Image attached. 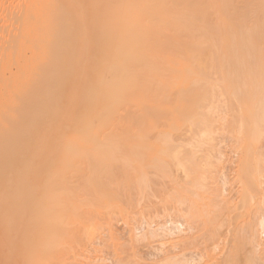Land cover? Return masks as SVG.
Masks as SVG:
<instances>
[{
	"label": "rangeland",
	"instance_id": "374dc122",
	"mask_svg": "<svg viewBox=\"0 0 264 264\" xmlns=\"http://www.w3.org/2000/svg\"><path fill=\"white\" fill-rule=\"evenodd\" d=\"M233 1H234V7L231 11L225 13L218 12L215 15L214 20H211V22L207 21L206 23L207 24L209 23L208 26L214 24V30L217 34V46L219 48L220 56L222 60L228 63V61H230V58L233 59L232 63L231 61L229 64L226 63L227 67H225L226 68L225 71H228V69L231 68L233 72L238 71L237 73L240 74L248 73V72L252 73L253 71L258 72L259 65L257 66V64L254 63L253 60L260 59V57H262L264 54V0H233ZM24 2L25 0H0V161L1 162H3L2 160L5 159L4 158L5 156L15 155L16 157H18L21 155L22 152H23L22 154L24 153L30 154L31 152H33L32 149H34L32 146H35L37 142L39 144L49 143V140L45 139L44 128L40 127V125H42L43 122L40 119V116L37 115L36 113L38 112L37 109L35 112V108H36L35 103L40 98L42 90H40V92L34 90L35 88H33L34 86L31 84V87L33 88L34 91L31 92V94L28 95L27 97L26 96L27 91L25 87L28 85V82L30 81L23 79V77L26 76L25 75L26 73L25 71H21V67L25 66V65L23 66L22 64H26L25 62L27 61L28 63L34 61L33 63H35L37 59V58L36 59L33 58L34 60L33 59L30 60V58H32V56L35 55L36 53H34L35 49H32L30 53L31 54L33 53V55H30L28 53L29 50L27 49V44H28V48L31 49L32 46L33 48L36 47L38 43V40L37 43L36 41L33 40L34 36H32V39L27 37L29 38V40H31L30 45L34 43L36 44L31 45L30 48L28 43L29 41L27 39L28 42H26L25 43L26 45H24L26 46L25 47L26 49L22 47L23 46L22 35L24 32L23 29L24 27L22 22L24 21L23 17L27 18L25 14L27 13L26 10L28 8L26 7L27 3L25 5ZM27 2L29 3L28 0ZM33 12L31 11L30 13ZM223 16H227L228 18H230V21L224 22L222 19ZM29 18H31V21L33 20V22H30L31 25H33L32 27H36V29L39 30L37 28V25L34 23L35 17H32L30 15ZM24 23L26 25V21ZM67 24H68L67 19H63L62 25L59 27V30L63 28V34L60 35L61 37L58 36L59 38H61L58 41L60 47L56 45L57 40L55 39L52 40V43L54 44L56 43L55 45L57 47L54 48V44H51V49L48 54V56L51 59H56V60L58 59L59 62L65 60L67 56L66 51H68L69 49V48L67 49L66 47L70 45V43L68 42L70 40L69 39L70 29L68 28ZM26 28L27 27L25 26V29ZM36 29L34 28L35 31H32L31 29L33 35L35 34L37 35V33L39 32L37 31L36 33ZM52 30H54V28H52ZM50 31L48 32L50 33ZM30 34L31 33H28V36ZM36 37H34L35 40L37 39ZM204 37L205 35L201 34L200 40L202 42L201 44H199L201 50L209 49V44L204 41L205 40ZM121 44L122 43L117 42L114 44V46L116 47L118 46L117 48H120ZM165 45H167V43ZM121 46L123 47V45ZM145 46H143V48ZM148 46L149 44H147V47L145 48L147 49ZM169 46L171 45L168 44V48ZM163 47L166 48V46ZM57 49H59V51L56 53ZM26 53L31 57L27 55L28 56L27 58L22 59L23 57L26 56L25 55ZM56 54L58 55L56 56ZM21 55H25V56H21ZM167 57L169 58V61L167 58H165V56L161 57V59L160 57L158 58L161 60L162 63H160V61L155 59L157 61L156 63H153L154 66L157 65L155 66L157 68L158 65L163 66V64H166L165 65L166 67L168 64L171 65L170 63L172 62L170 60L173 61V59H170L169 56ZM182 58L183 56L181 57V59ZM221 58L219 61V65H222V63L226 65L225 62L221 60ZM126 59L130 60L131 58L127 57ZM126 59L122 58L123 61H125ZM166 59L167 61H165ZM21 60H24L23 63ZM155 60L153 59V62ZM125 62L126 64L129 63L128 60H126ZM178 65L179 64L177 65L173 64L171 66L177 67ZM171 66H169V68ZM61 67H63V65L62 66L60 65L58 68ZM176 67L173 68L171 67V69L167 67L171 71L168 73H166V71L169 70L165 71L163 70L165 69L164 67H160L161 69L163 68L162 71L168 74L167 76H165L166 74L164 73L165 74L164 75L162 73L165 76V80L168 79L166 77L169 76V73L172 74V78L171 75L169 78L170 81L169 80L163 81L161 79L163 76H160V73L158 74L156 71L159 70V68L155 70L158 76L155 77V75L157 74L154 73L152 74L154 76L150 77L153 78L152 80L153 85L150 82L152 87L150 86L149 88L151 89L148 90L152 92L154 91L153 98H156L157 101L160 100V99L158 100V97L161 98L163 96L162 100L164 101L161 100L163 105L162 106L163 112H162V107L161 106H160L161 108L159 107L160 103L158 104V102H156L152 98V95L149 94L150 95L149 97L148 90H146V92L148 91L147 94L146 92L144 93V95L142 94V99H145V101L147 100V102H150L152 101V99L155 101V102L153 101L150 102L151 105H148L147 107L145 105L146 108L143 107L145 108L144 109L145 112L147 111L146 109L149 106L152 107V108L149 107L148 109L150 110L147 111L146 113L147 114L149 112H151L152 114L154 113L153 114L154 118L149 113L151 117L155 119L153 120L151 118L152 121L150 122L153 123L146 122L143 116H140L142 115L140 114L142 113V110L140 111L139 109H137L136 101L134 102L135 104H132L134 98L131 97L132 96L131 93L128 94L129 93L128 92L126 94L123 92L121 94L119 93L121 91H119L118 93L121 95H117V96L115 95L114 98L116 100L115 102L111 103L115 107L113 106V108H111L112 106H110L111 109H109V105L108 107L105 106L106 109L111 111V114L109 113V111H107L110 114V117H112L110 118V121L106 119L107 123L104 121L106 124L104 122L102 124H98V122L94 121L95 123L92 122V124L90 125L91 128H94L93 131L96 130L95 128L98 127L97 125H102L99 126L100 129L99 128L98 129L100 131L97 130V134H100L101 132L103 135L100 134L99 137V135L95 136L92 134L91 138L89 137L90 138L89 140L81 139V141H78L77 143L75 142L73 144L74 146L78 145L79 147L77 146L78 148H75V152L73 153L76 154H74L73 157L72 156L70 157L71 162L68 163L70 164L72 163V165H74L75 168L80 166V169L78 168V172H75V174L72 175L74 172L72 173L71 169H69L71 166L69 165L68 169L71 172L69 173V170H66L68 174L72 173L71 174L72 176L67 175L68 178L70 177L71 180V181L68 180L69 183L71 184L74 182L76 184L79 183L81 184L79 185L80 187H84V185L86 186L88 185V187L85 188V190H88L90 193H94V189L101 186L104 187L106 185L110 186L109 189L117 185L132 186V187L125 186V190H123V193L118 197L119 198L118 200L126 206L127 212L125 211L115 212L113 214L112 222L114 229H112L113 230L112 233L109 229H107L106 226L107 224H104L105 223L104 219L106 216L105 212L109 210L108 207L111 209L110 206L111 204L114 203V205L112 206H114L113 209L115 208L116 205L115 201L117 198L115 199V197L113 198V196L112 197L109 196L111 199L108 196L106 197V201H108L110 206L109 204H105V201L103 202L95 201V203L93 204L89 202L91 205L87 203L82 208H79L83 205V203L80 202L82 205H80L79 203L77 208L83 209L82 212L83 215L81 214L79 215V212H81L82 210L77 211L78 214L76 213V211L72 209L71 212L74 211L76 215H78V217L82 216L81 218H78L77 216L75 217V213H73L75 219L78 218L80 219L81 222L78 219H76L78 224L76 225L72 224V226H70L71 223L69 222L71 221L70 219L73 216L68 219L69 221H67V219L65 218L67 217V215L62 214L60 216V218L62 217L61 218L62 220L57 218L60 220L59 222L57 221L60 224L59 226L57 225L56 227V229L57 228L58 229L57 230L55 229L53 231H48L47 229H45V227H47L48 224L51 225L52 223H50L48 219H47L48 224L45 223L46 218L44 220V218L39 216L37 217L27 216L28 222L29 223L30 221L32 222L30 223V225L27 223V220H25L26 222H22L21 220L18 219L20 223H18L19 222L18 220H15V222L18 221L15 223V225L13 220L11 221L9 220L10 223L13 224L12 225L13 232L12 231L11 232L14 238L13 237L12 238L15 239V241H18L17 243L18 245L16 244L15 246H19L17 248L14 245L13 248L11 247V251L12 249L14 251L12 253H15V255L10 254L11 262H13V264H145V263L153 264L156 263V259L158 257L163 255H166V259L167 258L169 259L171 256H173V258L176 256V260L175 258L173 259V261L169 259V262H167L168 259L167 261H165L163 259L165 257L163 256V258H160L162 259L161 263L159 259H157V261H159L160 264L163 263L172 264L173 262L175 264V262L178 261H179L178 264L179 263L263 264L262 261L264 262V257L263 259L262 258L258 259L259 256H262L260 254L264 253V251L263 253L262 251L259 252V250H262L263 246L262 247L259 246L258 248L257 246L254 247L253 245H255V243L258 244V242L261 241L259 236L262 229L259 228L260 226L257 224L258 219L256 222L257 217L256 215H254V213L256 210H257L256 213H258V211L261 212V210H264L263 209L264 206L262 205L264 203V199L263 201L261 198H258L259 200L252 199L249 202H242L241 197L239 198L240 196L239 185H241V182L239 183V179H238L239 174H237L236 172H238V170L240 172L239 164L241 162L239 161L241 159L240 157L241 155L238 156L240 154L239 151L236 148H234L232 145L228 144V141L221 143V145L219 146H217L218 144L215 145V143L219 142L218 139L220 138L219 134L221 133V131L218 134L217 132L219 131L217 130L216 133L215 132L213 133L214 135L213 134L211 135L210 138L211 139L213 138L212 140H210L209 138L207 139L209 140V142L205 140L206 142L203 141V143L205 144L199 142V145L197 144V142L200 141V138H198L197 142L195 141V139H192L193 138L192 135L193 134L195 135L196 133L195 131L197 129V128L195 129L194 131L195 133H194L193 132L194 125H191L193 127L191 128L192 129L191 132L187 133L188 131H190L189 130L190 123L188 124V121H190L191 116H194L191 110L192 103H195L193 105V109L196 110L194 106L195 107L197 106L198 100L196 101V99L197 97L199 99V96H197L198 92L192 90L191 92L189 91L190 94L189 92H187L189 95L188 97V95L187 96L184 95L186 94V92L184 91L187 90V86L189 85V83L195 80L197 76L194 72H192L191 75L190 71L193 70H191L190 64L186 67L188 71L190 70L189 72L187 70H184V68L182 70L181 68L178 67L176 68ZM176 70L180 72H176ZM21 72H23L25 76ZM185 72L190 74L188 75ZM127 73H128L127 77L132 78L130 75V71ZM180 73L181 74L185 73L184 75L183 74L181 75V77L183 76L181 80L179 76ZM143 75H146V73L145 74L142 73L141 75V72H139L138 77L139 76L142 77ZM140 77H139V82L140 79L142 81V78ZM21 80H24L25 85L22 84L23 81ZM25 80L27 81V83ZM143 80L145 82L146 78ZM161 80L165 82L164 84L166 85L159 84V81L161 82ZM144 82L139 83L141 85L139 86L140 90H137L138 93L139 91L143 93L144 89H146L144 88L146 84L145 86L143 85ZM142 86L143 88H141ZM164 86L166 88H163ZM157 87L159 88L160 91L163 88L161 91L162 95L161 94L154 95V93L157 94L159 91L157 90ZM180 88L183 89L181 90ZM47 90L51 91L52 87H48ZM138 93L137 95L140 96L141 93L140 94ZM91 94H93L92 90H91ZM114 94L117 93L115 92ZM122 95L123 96L127 95L126 97L124 96L125 97L124 100L120 99ZM128 95H130L129 98L131 97L130 99L132 100V103L126 99ZM180 95H183V97ZM185 96L186 99L183 101V104L186 105L190 103L191 106L190 105L186 106V109H184V113L182 114L183 115L182 116L181 115L182 111L180 110L181 108L180 105L182 103H180L179 108L176 107L177 109L174 108L175 106L172 105V103L178 105L181 97L185 98ZM53 97L50 100H48L49 108L54 106L55 104L54 103L55 99ZM187 97L189 98V100H187ZM119 100H121V103L119 102ZM180 101H182V99ZM129 103L132 105H129ZM154 103H156L158 107L156 106V104L155 106H153ZM165 104L167 105L168 109L170 108L171 105L174 109L173 112L178 109L180 110V111L178 110L179 112H181L180 114L178 111L177 112L175 111L176 113L174 114L169 110L171 112L172 118L173 119L175 118L174 120L175 122L173 121V119L170 120L168 118L169 116L163 118L165 114L167 115V113L164 112L167 110L166 107H165L166 109L164 108ZM127 105H129L128 109L131 107L130 108L131 110H127L126 108ZM123 106H125L124 109H126L127 111L123 110ZM187 107H191V108L187 109ZM116 108L117 109L120 108L121 110L119 109L117 111ZM138 108L140 107L138 106ZM159 109H161V113H159L160 111ZM32 111L35 112L36 116L35 115L33 116L34 113H32ZM119 111H123L121 112L122 114L123 113L127 114V115L123 114L124 116H126L125 118L124 116H122L124 118V121L122 118L120 119L122 114ZM107 112L105 113L107 114L106 116L108 118L109 116ZM187 112H192V115L190 116L191 113L188 114ZM119 113L121 114L120 116ZM186 113L189 116L184 115ZM128 114L130 116L129 119L127 118ZM172 114L176 116L174 117ZM30 115H32L33 118H30L31 117ZM46 115L49 116V113L47 112ZM115 115L119 116V119L117 116L118 120L115 119L116 118ZM161 115L163 119L162 118L160 119ZM38 116L39 119L41 120L40 122L39 119H37ZM131 116L138 117V119L135 117L137 121H135V118H132ZM139 116L141 119L139 118ZM184 117L185 118L190 117L189 119H187L188 120L187 123ZM126 118L128 120L134 119V121L131 120V122H129L126 120ZM183 118L185 119V121L183 120ZM161 120L163 121L160 122ZM168 120H170L173 124H171L170 121L169 123ZM164 121L168 123L165 124ZM26 123H28V125ZM104 129L105 132L103 133L102 131H104ZM129 129L130 130L133 129V131H131L130 133ZM127 130L128 132H126ZM156 130H157L156 135H154ZM160 130L161 131L164 130L162 135L157 134ZM112 131H114V133H112ZM106 132H108L107 133L108 135L106 134ZM94 134H96V131L94 132ZM129 135H131L132 137ZM93 136L95 137L93 138ZM196 136L197 134L195 135V137ZM63 139L65 138L63 137ZM191 139L193 141H191ZM217 140L218 142H216ZM64 144H67V140L64 141ZM213 145L216 146L214 147L215 151L214 149H212ZM206 148L207 149L211 148L208 150L213 151V153L211 151L210 153H208L210 157L205 156L207 155V152H209ZM219 150L220 151L224 150V151H222L223 152L222 153ZM236 151H238L237 152L238 154L236 153ZM75 160L77 166L74 163ZM78 163L80 165H78ZM1 165L0 168L4 166ZM75 183L74 185L71 186L77 187ZM139 185H147L144 193L142 192L140 193L139 189L135 187V186L139 187ZM177 185H189L190 187H192L191 191H194L195 195H193V193H189V191H187L188 193L186 192L183 193L179 191V186ZM193 185L199 187L196 189V187H194ZM200 185L201 187H203L201 188L202 190L200 189ZM133 186L137 188L138 191ZM127 188H129V190H127ZM176 188L178 190H176ZM106 190H104L105 193L109 191ZM130 190H132V192ZM200 194L201 196H198ZM200 197H201V201H200ZM113 199H115L114 202ZM233 199H235V201ZM196 200H198L199 202ZM230 200H233L234 203L237 202V200H239V203L237 202L236 205V203L235 204L233 202L231 203ZM111 201L113 203H111ZM257 201L259 202V204ZM73 202H75L73 204H76V202L78 201H73ZM242 203H245V205ZM232 205L233 207L235 205L236 210L234 209L235 207L234 208L231 207ZM199 207H200L199 209L200 213L199 212L197 213L198 209L196 208ZM260 207H262V209ZM201 210L203 211V215L201 214L202 213ZM204 213L205 214L208 213L207 214L208 216L207 215L204 216ZM212 217L214 218V220L212 219ZM22 218L26 219V216L21 217V219ZM81 219H83L84 223ZM76 221L73 222L71 221V222L75 223ZM247 221L250 224H245L248 223ZM66 222H68L69 224H67ZM79 222L81 226H79ZM19 224L20 227H22V225H25L26 227V224H28L29 228L32 225V227L34 228L33 233L28 227H26L28 228L26 229L23 226L25 230H22L24 228L22 229L15 228L18 227ZM90 224L94 226L93 229L92 227H90L91 226ZM248 225H250V227L251 226L255 227L258 225V227H255L257 230L256 231L254 229L251 230L250 227L247 228ZM15 229L18 230V233H21L19 232V230H21L22 233L26 232L27 236L22 233L21 234L16 233ZM168 229L172 232L170 233ZM29 231H31L32 235L29 233ZM153 231L156 235L158 233L157 237L156 235L155 236L151 235ZM173 231L174 232L176 231V233L174 234ZM250 231L255 233L252 234ZM16 234L18 235L15 236ZM149 234L151 235V237H149L150 236ZM20 235L22 236L20 237ZM10 236L11 234L8 237L9 239ZM251 236H253L254 238L253 240H255V242H252L253 240ZM13 239L11 240L14 241ZM23 241L26 243L23 244ZM183 248L185 249L183 250ZM254 248L258 249V251L256 250L257 252H255ZM256 254L259 256H257ZM167 255L168 256L171 255V256L167 257Z\"/></svg>",
	"mask_w": 264,
	"mask_h": 264
},
{
	"label": "bare ground",
	"instance_id": "6f19581e",
	"mask_svg": "<svg viewBox=\"0 0 264 264\" xmlns=\"http://www.w3.org/2000/svg\"><path fill=\"white\" fill-rule=\"evenodd\" d=\"M28 1L29 3L27 2V0H25L24 2L25 5L27 3L26 5V7H28L27 10L30 11L26 10L27 13L25 14V16H27V18L23 17L24 21L22 22V24L24 27L23 28L24 32L22 37L24 39L22 38L23 46L22 45L21 46L25 48L26 47L24 46L26 45L25 43L29 41L28 43L30 47L31 45H35L38 40L37 46L34 48L32 46V48L30 47L31 49H29L27 44V49L29 50L28 53L30 55H33V53L31 54L30 52L32 51V49H35L34 53H36L37 56L35 54L32 56V58H30L31 56L28 55L27 53L25 54L26 56L25 55H21V56H25L22 59L27 58L28 56H30L29 57L30 60H32L33 58L35 59L37 58V59L35 63H33L34 61L33 62L31 61L32 63L29 61L31 63L30 64L27 61L25 62L26 64H22L23 66L25 65L24 66L25 68L21 67V71H25L26 76L24 75L23 72L21 73H23V75L25 76V77L22 76L23 79L30 81L28 82V85L26 84L27 85L26 87L24 86L27 91L26 93L27 97L34 90L39 92L40 90H42L43 92V93L41 92V95L42 94L43 95L42 96L40 95V98L35 103L36 108L35 107L34 108H35V112L37 109L38 112L36 113L37 115L40 116V119L43 122L42 125H40V127L44 128L45 139L49 140V143L39 144L37 142L35 146H32L34 148L32 149L33 152L31 153L28 152L30 154L27 153L22 154L23 153L22 152L21 155L18 157H16L15 155L13 156L9 155L4 157L5 159L2 160L3 162L0 161L1 162L0 165L1 164H2L1 166L4 165L3 166L4 168L3 167L0 168V264H13V262H11L10 254L15 255V253H12L14 251L13 249L11 251V247L13 248V245L15 246L18 243V241H15V239H13L14 238L12 234L13 224L10 223L11 220L14 221V225L19 220H21L22 222H26L25 220H27V223L30 225V223L32 222L31 221L30 223L28 222L27 216H31V217L39 216L44 218V220L46 218L45 223H47L48 220L50 223H52L51 225L47 223L48 226L45 227V229H47L48 231H53L56 229L57 225L58 226L60 225L58 222L62 220L61 219L62 217L60 218L62 214L67 215V217L65 218L67 219V221H69L68 219L70 217L72 216L74 217L73 214L75 213L74 211H76V213L78 214L77 211L82 210L81 212H79V215L80 214L83 215L82 214L83 209H79V208H82L87 203L91 205L90 203L93 204L95 203V201H101V202L105 201V204H109L108 201H106V197L113 196V198L114 197L115 199L117 198L115 201L116 204L115 208L113 209L114 206H112L114 205L113 202L115 200L113 199V202L111 201V203L113 204H111V206L109 204L111 209L108 207L109 210L105 212L106 216L104 219L105 220L104 224H107L106 225L107 229H109L112 233L113 231L112 229H114L112 222L113 214L115 212H124V211L127 212L126 206L118 200L119 199L118 197L123 193V190H125L126 185L113 186L111 187L112 189L111 188L109 189L110 186L108 185L104 186L109 191L106 190L103 186L98 187L97 185L98 188L94 189V193H90L88 190H85V188H87L88 185L87 186L84 185V187H80L79 185L81 184L79 183L76 184L74 180L73 182L77 185V187L71 186L74 185V183L72 184L69 183L68 180H70V177L68 178V176L71 175L73 172L74 173L72 175H74L75 172H78V168L80 169V166L75 168L74 165H72V163L71 164L68 163L71 162L70 157L71 156L73 157V155L76 154L73 153L75 152V148L79 147L78 145L74 146L73 144L75 142L77 143L78 141H81V139L89 140L92 134L95 136L99 135L100 137V134L102 133L100 132V134H97V130L100 131L99 126L102 125H97L98 127L95 128L96 130L94 131H93L94 128H91L90 125L92 124V122L95 123L94 121L98 122V124H102L104 121L106 122V119L110 121V118H112L110 117L111 111L106 109L105 106L108 107L109 105V109L113 108L114 105L111 103L115 102L116 100L114 98L115 95L116 96L121 95L123 92L126 94L128 92H129L128 94L131 93L132 95L131 97L134 98L133 103L132 100L130 99L131 97L129 98L130 95H128L126 99L129 100V102H131L132 104H135L134 102L136 101L137 109H139L140 111L142 110V113L139 112L140 114H142L140 116H143L146 122L153 123L150 121H152V119L154 118L153 117L154 113L152 114L151 112H149L153 118L149 113L148 114L146 113L147 111L150 110L148 108L149 107L152 108V107L149 106L146 109L147 110L146 112L144 109L148 105H151L150 102L152 101L153 102L156 101L158 102V104L160 103L161 105L159 104V107L160 106L162 107L163 106L162 101L164 100H162L163 96L161 98L157 96L158 100L160 99L159 101H157L156 98H153L154 91L152 92L148 90L151 89L149 87L150 86L152 87L153 85L152 83L153 78L150 77H153L154 75L152 74L154 73L155 74L160 73V76L164 77V78L160 77L163 81L166 80L170 81L169 78L170 75L172 78V74L169 73V76L166 77L168 79L166 80H165V76L168 75L166 73L171 72L169 70L171 69V67L172 68L176 67V66H171L173 64L174 65L179 64L177 66L178 68H181L182 70L184 68V70L187 71L188 69L186 67L190 64L191 70H193V71L189 70L191 72V75L192 72H194L197 76L195 80L189 83V85L187 86V90L186 91L183 90L184 92H186V94H184L183 92V94L186 96L188 95L187 92L189 91L191 92L192 90L198 92L199 94V95L197 94V96H199V99L198 97L196 99V101L198 100L197 106L196 107L194 106L196 110L193 109V105L195 103H192L191 110L194 116H191L192 112H187L188 114L191 113L190 114L191 118L189 117L190 121L187 120L189 119L188 117L187 118L184 117L186 119V123L187 121L188 124L190 123L189 124L190 131L187 130L188 131L187 133L191 132L192 130L191 128H193L191 125H194L193 132L197 128L195 131L196 133L194 132L195 135L197 134L196 136L197 138L195 137L194 134L192 135L193 138L192 137L191 138L195 139L196 142L198 141V138H200V141L197 142V144L199 145V142L203 143V141L205 140L209 142V140L207 139H209L214 132L216 133L217 130L219 131L217 132L218 134L221 131V133L219 134L220 138L219 137H218L219 139L217 138L219 142L217 140L216 142L218 143H215V145L218 144L217 146H219L221 145V143L228 141V144L232 145L234 148H236L239 151L240 154L238 156L241 155L240 156L241 159L239 161L241 162L239 164L240 167L238 166L240 168V172L239 170H238L239 173L236 172L237 174H239V178L238 177L236 178L239 179V183L241 182V185L238 184L240 186L239 188L240 190L237 188L240 191L239 198L241 197L242 202H249L252 199H258V198H261L263 201L264 199V54L262 57H260V59L253 60L254 63L257 64V66L259 65L258 72L253 71L252 73L248 72V73L240 74L237 73L238 71L233 72L231 68L228 69V71H225L226 70L225 67H227V64H229L230 61L232 63L233 59L230 58V61H228V63L222 60L220 56L219 48L217 46V34L214 30V24L208 26L209 23L208 24L206 23L207 21L211 22V20H214L215 15L218 12L225 13L231 11L234 7L233 0H28ZM33 10L35 13L33 12ZM31 11L33 13H30ZM30 15L32 17H35L34 23L37 25V28L39 30H37L36 27H32L33 25H31L30 22H33V20L31 21V18H29ZM63 19H67L68 22L67 25L68 28L70 29V33L68 32L70 36L69 35L68 36L71 41L70 40L68 41L70 45H68L69 44L68 43L67 45L69 47L68 46L66 47L67 49L68 48L69 49L68 51H66L67 56L65 60L59 62L58 59L57 60L51 59L48 56V54L51 49V44H54L52 43V40L54 39L57 40L56 42L57 44L56 43L55 44L59 46L58 41L61 38H59L58 36L63 34V28L59 30V27L62 25ZM222 19L224 22L230 21V18H228L227 16H223ZM25 21H26V25L24 23ZM24 25L27 27L26 29ZM34 28L36 29V33L37 31H39L37 35L34 33L38 37L33 35V32H31V29L32 31H35ZM52 28H54V30H52ZM25 30H27L28 32ZM48 31H50V33H52L53 31V33L50 34ZM24 33L27 35H25ZM28 33H31L30 34L31 37L30 35L28 36ZM201 34L205 35L204 41L209 44V49L207 50H201V47H199V44H201L202 42L200 40ZM32 36L36 37L37 39L35 40V38L33 37V40L36 41V43L30 45L31 40H29V38L32 39ZM117 42L122 43L121 45H123V47L120 45L121 49L117 48L118 46L117 47L114 46V44ZM166 43L167 45H165ZM55 44H54V48L57 47ZM147 44H149L147 48L148 50L145 48L147 47ZM168 44L171 45L172 47L169 46L168 48ZM143 46H145L144 48L146 50L143 48ZM163 46H166V48ZM58 51L59 49L56 50V53ZM57 55L58 54H56V56ZM126 56L131 59L130 60L126 59L127 58ZM163 56H165V58H167L168 61L169 58L167 56H169L170 59H173V61L170 60L172 63L169 62L171 65L168 64L171 67L169 68V66L167 65V67L169 68L168 69L165 66L166 64H163V66L158 65L157 68H159V70H156L157 68L155 66L157 65L154 66L153 63H156L157 60L160 61V63H162L160 59ZM182 56L183 58L181 59ZM159 57L160 59H158ZM122 58L128 60L129 63L126 64L125 62L126 60L123 61ZM220 58L223 62H225V64L226 63L227 64L224 65V63H222V65L224 66L219 65ZM153 59L154 60L157 59V60L153 62ZM167 59L165 61H167ZM184 59L186 62L187 61L188 62L186 63ZM21 61L23 63L24 60ZM60 65L61 66L63 65V67L58 68ZM159 66L164 68L166 67L167 69L166 68L165 69L162 68V69L165 71L166 70L169 71H166L165 73L164 71H162V69ZM155 70L157 71V73L155 72ZM129 71L132 78L127 77L128 74L127 72ZM180 71L176 70V72H180ZM139 72H141V75L142 73L143 74L146 73V75H143L144 78L143 76L142 77L139 76L140 78H142V81L140 79V82L138 77ZM162 73L163 74L165 73L166 75L164 74L165 75L164 76ZM158 74L155 75V77L158 76ZM182 74L181 73L180 75L178 74L180 76V80L183 77V76L181 77ZM145 78L146 80L144 82L143 79ZM162 80L161 82L159 81V84L166 85L164 84L165 82H163ZM21 81H23L22 84L25 85L24 80ZM141 82H144L143 83L144 86L146 84V86L144 87L146 89H144L143 93H141L140 91L138 93L137 90H140L139 86L141 84L139 83ZM150 82L152 85L150 84ZM31 84L34 86L33 87L35 88L34 90L31 87ZM48 87H52V90L48 91L47 90ZM158 87L157 90H159ZM141 88H143V86ZM163 88L166 87L164 86ZM91 90L93 94H91ZM146 90L152 92L149 93L147 91L148 95L149 94L152 95V98L155 101L152 99V101L147 102V100L145 101V99H142V94L144 95ZM161 91L159 90L158 93L157 94L154 93V95L161 94ZM115 92L117 94H114ZM118 92L121 94H119ZM137 93L138 94L141 93V95L139 96L137 95ZM124 96L122 95L120 99L124 100L127 95L125 97ZM180 96L183 97V95ZM186 96L185 98L181 97L182 101H180L181 99L179 97L180 100L178 105L172 103V105L175 106L174 108L176 107L179 108L180 103L183 104V101L186 99ZM52 97L55 99L54 102L55 104L54 106L49 108L48 100H50ZM188 97L187 100H189ZM119 102L121 103V100H119ZM132 104L129 103V105ZM155 104L156 103H154L153 106H155ZM182 104L180 105L181 106L180 110L182 111V113L179 112L180 111L179 109H178L179 111L175 110L176 112L178 111L179 114L181 113V115L184 113V109H186V106L190 105V103L186 105L183 104V106ZM129 105H127L126 107L127 110H131L130 109L131 107L128 109ZM110 106L112 107L110 108ZM138 106L140 108H138ZM165 107L167 108L166 104L164 108ZM124 108L125 106H123V110H126ZM188 108L190 109L191 107H187V109ZM119 109H117V111ZM159 110H160L159 113H161V109ZM167 110L168 111L170 110L174 114L176 113L175 111L173 112L174 109L171 105L169 109L167 108ZM167 110L164 111L167 113V115L165 114L166 116L164 115L163 118L169 116L168 118L172 120L173 118L171 116V112L169 111L168 114ZM107 111H109L110 114ZM35 112L32 111V113H34L33 116L35 115ZM47 112L49 113V116L46 115ZM105 112L108 113L109 116L108 118ZM119 112L121 113L123 111H119ZM162 112H163V107H162ZM120 113L119 116L122 114ZM187 113L184 115H188ZM123 114L121 115L120 119L122 118L124 121V118L126 117L124 115L127 114L124 115ZM174 114L172 115L174 116ZM30 116H31L30 118H33L32 115ZM39 116L37 117V119H39ZM117 116L115 118L116 120L119 119V116L118 119ZM122 116H124V118ZM133 116L131 117L132 118L136 117ZM129 117L130 116L128 114L127 118L129 119ZM127 118L126 120L131 122L132 119L130 118L131 120H128ZM136 118L138 119V117ZM136 118L135 121H137ZM161 118L162 115L160 119ZM184 118L183 120L185 121ZM40 119L39 122L41 121ZM170 120H168V122ZM174 120L175 118L173 119V121ZM132 121H134V119ZM162 121L163 120H161L160 122ZM168 122L164 121L165 124ZM28 123L26 124L28 125ZM171 124L173 123L171 122ZM133 129L131 130L129 129L130 133L131 131H133ZM95 131L96 134H94ZM163 131L164 130L162 131L160 130L157 134L162 135ZM102 132L104 133L105 129ZM108 132H106V134ZM126 132H128V130ZM156 132L157 130L155 131L154 135H156ZM112 133H114V131H112ZM95 136H93V138ZM63 137L67 140V144H64V141L66 140L63 139ZM192 139L191 141H193ZM212 139L210 138V140ZM214 147L216 146L213 145L212 149H214L215 151ZM210 151L207 152V155L205 156L208 157L209 156L208 153H210ZM222 151L224 150H221L220 152ZM238 151H236V153ZM211 152L213 153V151ZM68 157L70 160L68 159ZM74 163L75 165L77 164L76 160ZM69 165H71L70 168ZM78 165L80 164L78 163ZM68 168L71 169L72 171L71 174H68V172H66V170H69ZM71 171L69 170V173ZM127 186L132 187L131 185H127ZM177 186H179V191L183 193L184 192L188 193L187 191H189V193H193V195H195L194 191H191L192 187H190L189 185H177ZM193 186L196 187L195 185ZM135 187L139 189L140 193L141 192L144 193L147 185H139V187L138 186ZM198 187H196V189ZM137 188L135 189L137 190ZM201 188L203 187H201L200 185V189ZM104 190L108 192L105 193ZM127 190H129V188H127ZM176 190L178 189L176 188ZM130 191L132 192V190ZM201 194L198 196H201ZM233 200L235 201V199ZM233 200H230V202L232 203ZM239 200H237L238 203ZM73 201H78L76 202L77 205L73 204L75 203ZM200 201H201V197H200ZM80 202H82L83 205ZM237 202H235L236 205ZM79 203L82 206L77 208ZM242 204L245 205V203ZM262 205L264 206V203ZM200 207L196 208L198 209L197 213L198 212L200 213L199 210ZM231 207L234 208L235 205L234 207L233 205ZM260 208L262 209V207ZM71 209L74 211L71 212L72 211ZM234 209L236 210V207ZM201 212H202L201 214L203 215L202 210ZM256 212L257 210L255 211V213ZM76 213H75V217L76 216L78 217ZM205 213L204 216L208 214ZM255 213L254 215H256L257 217L256 222L258 219L259 223L257 222V224L260 226L259 228L262 229V231L259 236L261 241H259L258 244L255 243V245L253 246L254 247L257 246L258 248L259 246L261 247L263 246L262 250H259V252L262 251L263 253L264 210H261V212L258 211V213L256 214ZM25 216L26 219L23 218L21 219V217H25ZM73 217L70 219L72 222L76 221V219L81 218L82 216L76 219L75 217L74 218ZM57 218H59L60 220ZM212 219L214 220L213 217ZM15 220L18 221L15 222ZM78 220L80 221V219ZM81 220L83 221V219ZM71 221L69 222L71 223L70 226H72V224L74 225L78 224L77 221L75 223H72ZM80 222H79V226H81ZM18 223H20V221ZM66 223L69 224L68 222ZM28 224H26V227H28ZM245 224H250V223L248 222ZM92 225L90 227H92L93 229L94 226ZM258 225L255 227H258ZM23 226L25 227V225H22V227H20L19 224V226L15 228L22 229L24 228ZM31 227L28 228L33 233L34 228ZM249 227L250 225L247 226V228ZM255 227L251 226L250 229L251 230L254 229L256 231L257 229ZM25 228L22 230H25ZM17 229H15L16 233H18ZM31 231H29L30 234ZM19 232L22 233L21 230H19ZM171 232L172 231H170V233ZM9 233L11 234L10 239L8 238L10 235ZM173 233L175 234L176 231L175 232L173 231ZM251 233L253 234L255 232H251ZM18 234H16L15 236H17ZM22 234L26 235V232ZM151 235L155 236L156 234L153 231ZM151 235L149 237H151ZM21 236L22 235H20V237ZM157 236L158 233L156 237ZM253 236H251L252 240L254 239ZM11 239H13L14 241H12ZM252 242H255V240H253ZM24 243L26 242L23 241V244ZM15 247L17 248L19 246H15ZM184 249L185 248H183V250ZM254 249L255 252L258 251V249L256 248ZM260 255L262 256L257 255L259 256L258 259L259 258L263 259L264 253ZM163 256L165 258H163ZM163 256L157 258L159 259L160 263L162 261V259L160 258H163L165 261H167L168 259V258L166 259V255ZM170 256L167 255V257ZM171 257L169 258L171 261H173L174 258L176 260V256L174 258L173 256ZM157 259H156V263H159ZM169 259L167 262H169ZM178 262H175V264H178ZM262 263L264 264L263 261ZM172 264H174V262Z\"/></svg>",
	"mask_w": 264,
	"mask_h": 264
}]
</instances>
